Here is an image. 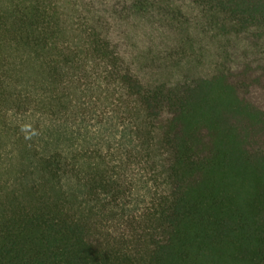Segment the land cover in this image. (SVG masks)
I'll list each match as a JSON object with an SVG mask.
<instances>
[{
	"label": "trees",
	"instance_id": "1",
	"mask_svg": "<svg viewBox=\"0 0 264 264\" xmlns=\"http://www.w3.org/2000/svg\"><path fill=\"white\" fill-rule=\"evenodd\" d=\"M0 264H264V0H0Z\"/></svg>",
	"mask_w": 264,
	"mask_h": 264
}]
</instances>
